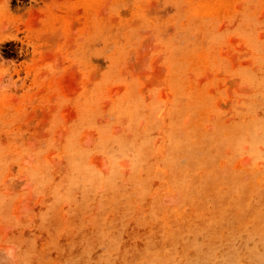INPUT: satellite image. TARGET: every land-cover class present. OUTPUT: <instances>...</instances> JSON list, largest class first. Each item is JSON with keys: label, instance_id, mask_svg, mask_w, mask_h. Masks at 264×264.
<instances>
[{"label": "rangeland", "instance_id": "1", "mask_svg": "<svg viewBox=\"0 0 264 264\" xmlns=\"http://www.w3.org/2000/svg\"><path fill=\"white\" fill-rule=\"evenodd\" d=\"M0 100V264H264V0H0Z\"/></svg>", "mask_w": 264, "mask_h": 264}, {"label": "bare ground", "instance_id": "2", "mask_svg": "<svg viewBox=\"0 0 264 264\" xmlns=\"http://www.w3.org/2000/svg\"><path fill=\"white\" fill-rule=\"evenodd\" d=\"M115 57H116V56H115ZM115 57H114V58H115ZM128 57H129V56H128ZM1 59H2V58H1ZM230 60H231V59H230ZM128 68H129V67H128ZM19 73H20V72H19ZM11 75H12V74L9 73V74L7 75V78L9 77V79H12V76H11ZM90 80H91V79H90ZM9 81H11V80H9ZM1 82H2V81H1ZM14 82H15V81H14ZM2 83H3V82H2ZM15 83H16V82H15ZM145 83H146V82H145ZM3 84H4V83H3ZM16 84H17V83H16ZM7 85H8V84H7ZM11 86H12V85H11ZM13 86H15V84H14ZM9 88H10V87H9ZM14 89H15V88H14ZM7 90H8V89H7ZM112 90H113V89H112ZM141 91H142V90H141ZM0 103H2L1 100H0ZM3 107H5L4 104H3ZM3 109H4V108H3ZM162 113H164V112H162ZM103 115H104V113H103ZM64 128H65V127H64ZM62 130H64V129H62ZM60 132H61V130H60ZM60 132H59V133H60ZM59 133H58V134H59ZM178 134H179V133H178ZM82 137H83V136H81L80 138H82ZM81 145H82V144H81ZM92 154H93V153H92ZM23 155H24V154H23ZM25 156H26V155H25ZM26 157H27V156H26ZM103 157H104V156H103ZM20 158H22V157H20ZM21 161H23V160H21ZM95 163H96V162H95ZM99 163H100V162H99ZM97 166H98V165H97ZM124 166H125V165H124ZM122 169H123V168H122ZM100 171H101V169H100ZM18 177H19L20 180L18 179ZM18 177L16 178V179H17V182L20 181V184H23L24 182H23V180H21L23 176L21 177V175H20V176L18 175ZM20 177H21V178H20ZM4 178H5V177H4ZM2 180H3V179H2ZM26 180H27V179H26ZM4 181H5V180H4ZM21 181H22V182H21ZM6 182H7V181H6ZM6 182H5V183H6ZM3 184H4V183H3ZM18 184H19V183H18ZM10 186H11V185H10ZM21 186H22V185H21ZM25 186H26V185H25ZM23 187H24V186H23ZM23 187H19V188H23ZM10 189H11V188H10ZM26 197H27V196H26ZM24 199H25V198H24ZM18 204H19V203H18Z\"/></svg>", "mask_w": 264, "mask_h": 264}]
</instances>
